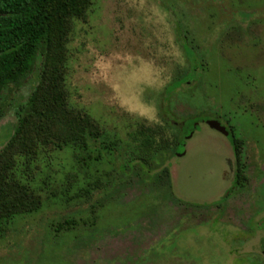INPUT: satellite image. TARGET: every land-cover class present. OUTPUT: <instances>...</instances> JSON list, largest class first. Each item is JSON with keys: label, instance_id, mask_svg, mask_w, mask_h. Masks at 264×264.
Returning a JSON list of instances; mask_svg holds the SVG:
<instances>
[{"label": "rangeland", "instance_id": "rangeland-1", "mask_svg": "<svg viewBox=\"0 0 264 264\" xmlns=\"http://www.w3.org/2000/svg\"><path fill=\"white\" fill-rule=\"evenodd\" d=\"M180 31L202 69L163 106L165 88L190 66ZM67 67L70 105L121 141L123 155L140 121L173 137L189 119L166 161L172 192L187 202L219 201L230 189L231 134L208 120L229 125L242 189L203 215L135 179L83 193L118 168L121 158L105 149L85 160L71 145L45 147L29 163L18 155L15 172L43 202L2 224L0 264H264V0H92L73 20ZM35 79L12 92L14 104L25 103ZM17 121L9 107L0 149Z\"/></svg>", "mask_w": 264, "mask_h": 264}, {"label": "trees", "instance_id": "trees-1", "mask_svg": "<svg viewBox=\"0 0 264 264\" xmlns=\"http://www.w3.org/2000/svg\"><path fill=\"white\" fill-rule=\"evenodd\" d=\"M91 3L92 0H0V119L9 107H14L18 118L13 134L0 149V227L16 215L32 213L41 207L42 195L23 182L15 168L18 155H26L29 163L41 149L51 146H74L84 154V160L95 149H105L121 158L118 168L113 166L106 172L107 184L97 180L83 188V193L89 196L135 179L139 188L154 185L162 191L164 201L170 199L203 215L222 201L197 204L172 192L166 161L185 138L183 130L189 119L183 120L176 132L172 130L173 137L162 126L140 121L130 133L134 145L131 150L127 145L123 155L121 141L114 140L86 110L70 105L65 83L69 36L73 20L85 17ZM182 33L179 32V40L190 66L165 88L163 106L202 69L195 49ZM34 75L35 83L25 103L14 104L12 92L25 86ZM169 113L168 109L166 114ZM163 120L173 129L168 125L171 124L168 117L163 115ZM226 127L239 161V141L229 125ZM236 176L235 184L241 185L243 176L239 173Z\"/></svg>", "mask_w": 264, "mask_h": 264}, {"label": "flooded vegetation", "instance_id": "flooded-vegetation-1", "mask_svg": "<svg viewBox=\"0 0 264 264\" xmlns=\"http://www.w3.org/2000/svg\"><path fill=\"white\" fill-rule=\"evenodd\" d=\"M238 156H239V158H240V152H239V154H238ZM240 160V159H239ZM239 169H240V167H239V161L237 160V161H235V163H234V172H233V178H232V184H231V186H230V189H228L226 192H225V194H224V196L222 197V201L221 202H219V204L216 206V207H214V208H218V207H220V205L222 204V203H224L225 201H227L229 198H231L234 194H236L240 189H242V186L241 185H239V184H235V181H236V175L239 173V174H241L240 173V171H239ZM237 185V186H236ZM224 198V199H223ZM221 200V199H220ZM262 247H263V254H264V240L262 241Z\"/></svg>", "mask_w": 264, "mask_h": 264}, {"label": "water", "instance_id": "water-1", "mask_svg": "<svg viewBox=\"0 0 264 264\" xmlns=\"http://www.w3.org/2000/svg\"><path fill=\"white\" fill-rule=\"evenodd\" d=\"M208 123L210 124L211 127L222 131L225 134L229 133V130L227 129V127L225 125H223L219 120L217 119H210L208 120Z\"/></svg>", "mask_w": 264, "mask_h": 264}]
</instances>
